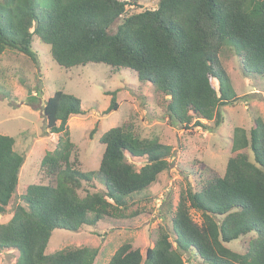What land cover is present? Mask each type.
Returning a JSON list of instances; mask_svg holds the SVG:
<instances>
[{
	"label": "trees",
	"instance_id": "trees-1",
	"mask_svg": "<svg viewBox=\"0 0 264 264\" xmlns=\"http://www.w3.org/2000/svg\"><path fill=\"white\" fill-rule=\"evenodd\" d=\"M141 1L0 0V55L14 50L33 59L37 37L60 67L101 62L114 71L129 68L153 86L156 105L178 124L212 130L211 121L216 127L223 120L220 106L238 98L218 54L229 48L244 73L264 74V0H157L153 8H142ZM27 91L31 102L35 96ZM105 94L108 113L118 107L117 90ZM42 112L47 131L59 134L39 163L48 181L23 186L20 202L0 222V251H12L10 264H92L96 246L46 253L52 230L74 231L122 216L140 201L133 195L147 193L171 167L172 147L158 135L138 136L130 121L110 127L99 137L103 151L94 171L104 188L97 190L94 171H82L72 159L67 122L84 114L80 100L56 90ZM14 142L0 134V216L18 194L25 158ZM229 149L223 175L180 192L170 229L160 226L144 253L123 242L107 264H185L184 253L202 264H264V120L254 117L248 130L235 126ZM127 156L144 163L136 168ZM190 209L199 212V222ZM248 234L243 252L226 245Z\"/></svg>",
	"mask_w": 264,
	"mask_h": 264
},
{
	"label": "rangeland",
	"instance_id": "rangeland-1",
	"mask_svg": "<svg viewBox=\"0 0 264 264\" xmlns=\"http://www.w3.org/2000/svg\"><path fill=\"white\" fill-rule=\"evenodd\" d=\"M156 2L145 0L140 5L153 8ZM118 21L112 24V30ZM31 48L33 59L14 50H4L0 55V134L12 136L14 150L25 157L18 175V194L0 216V222L9 219L11 207L20 202L18 196L25 184L48 181L40 172L39 163L42 156L55 147L59 134L47 131L42 107L56 90L78 98L84 111V114L70 116L67 122L70 139L75 144L72 159L82 171L97 169L103 151L99 137L123 121H130L138 136L146 139L158 135L172 147L171 167L159 174L147 193L144 190L133 195L140 201L131 203L122 211V216L105 217L74 231L53 229L46 253L80 244L96 246L99 252L92 264H107L123 242H130L144 253L156 239L160 226L170 229V217L182 190L188 186L198 189L207 179L223 175L233 128L241 126L248 130L256 116L264 120V74L244 73L239 57L226 47L218 55L238 98L233 105L220 106L223 120L216 127L211 121L212 130L178 124L156 105L153 86L140 81L129 68L114 71L101 62L64 68L51 57L50 46L37 37L33 38ZM213 84L217 87L215 80ZM27 88L32 89L35 96L31 102ZM106 90H117L118 101L117 109L108 113H104L110 101ZM93 128L95 131L90 135ZM127 157L136 168L144 163L143 158ZM93 175L96 189L102 190L103 181L97 172ZM146 197L151 198L145 200ZM189 211L199 222V212ZM249 236H241L226 245L243 252ZM183 257L185 264H202L187 258V253ZM14 259L12 251H0V264H10Z\"/></svg>",
	"mask_w": 264,
	"mask_h": 264
}]
</instances>
